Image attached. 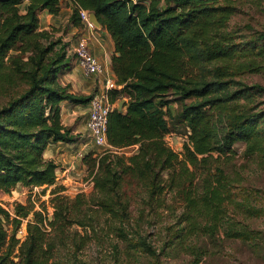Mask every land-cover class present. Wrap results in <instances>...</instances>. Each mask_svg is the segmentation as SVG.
Wrapping results in <instances>:
<instances>
[{
  "label": "trees",
  "instance_id": "1",
  "mask_svg": "<svg viewBox=\"0 0 264 264\" xmlns=\"http://www.w3.org/2000/svg\"><path fill=\"white\" fill-rule=\"evenodd\" d=\"M22 2L0 0L2 191L17 183H54L56 164L42 157L43 150L49 142L73 137L59 120L58 103L85 104L92 97L57 83L64 50L54 48L59 38L37 29L38 11L56 14L59 0ZM231 7L229 0H71L72 23L79 24L78 8L86 9L113 41L110 69L120 87L108 90L107 97L112 103L122 94L126 101L124 110L115 106L107 113L106 143H138L137 151L123 156L107 148L82 156L92 190L69 198L59 193L62 185H54L50 217L32 210L21 241L13 230L31 207L15 204L8 234L3 222L9 215L0 207V264H69L53 255L56 241L61 243L73 224L86 235L85 225L92 227L100 216L124 237L120 224L128 218L129 201L123 182L134 181L148 199L163 192L176 196L180 221L198 224L195 231L216 232L225 203L243 206L231 196L233 180L216 160L241 140L244 152L264 163V107L254 102L264 85L239 78L257 70L259 63L251 57L253 47H240L225 30ZM259 35L263 38L264 32ZM172 101L179 105L175 119L186 127L180 156L163 140L168 131L165 107ZM134 231L136 243L152 255L145 237ZM226 234L248 237V231L236 228Z\"/></svg>",
  "mask_w": 264,
  "mask_h": 264
},
{
  "label": "rangeland",
  "instance_id": "2",
  "mask_svg": "<svg viewBox=\"0 0 264 264\" xmlns=\"http://www.w3.org/2000/svg\"><path fill=\"white\" fill-rule=\"evenodd\" d=\"M22 3H25V0ZM229 3L232 12L225 21L224 28L233 35L235 42H239L240 47L247 49L253 47L251 57L259 63L257 70L245 72L239 78L245 84L264 85V37H259V33L264 32V0H229ZM56 29L59 28L51 26L45 30L50 32L52 39L59 38L60 43L54 48L61 46L64 50L65 64L58 70L56 81L61 86H67L69 90L75 85L66 81V78H69L68 73L73 75L77 70L78 73L79 71L85 73L82 69L74 68L69 53V43L76 38L75 34L66 39L61 33H57ZM247 41L248 43H245ZM120 99L123 100L120 110H124L123 103L126 97L122 94H117L112 107H115ZM66 102L70 106L71 102ZM254 102L258 108L264 107V92L258 95ZM63 104L62 101L58 103L59 120L61 124L70 128L73 137L70 141L65 140L68 145L61 151L59 149L56 154L61 157L60 153L66 151L69 159L68 162L67 159L58 160L57 164L54 162L57 165L54 183L41 186L17 183L7 191L0 190V207L9 215L3 222L7 234L13 228L11 217L14 215L15 204L31 207L25 216L20 217L18 225L13 230L14 238L18 239L16 229L32 218V210H40L43 216L50 217L52 211L50 190L54 185H62L63 189L59 193L69 198L78 194L86 195L92 190L91 176L81 160L86 153L91 152L95 155L111 148L112 154L128 156L137 151L138 143L120 147L93 144L88 139L82 118L75 117L76 122L80 124L77 132L64 123L70 109ZM178 109L179 105L173 101L165 107L168 131L164 134L163 140L180 156L182 144L186 139L184 135L186 127L175 119ZM260 127L264 128V123ZM231 150L225 155L218 156L216 162L227 177L233 180L231 196L243 206L225 203L220 226L216 232H203L199 231V228L195 231L198 224L191 227L180 221L178 217L180 200L176 196L163 192L148 199L146 192L144 193L134 181L127 184L123 182V189L129 201V211L127 220L123 221L120 227L126 235L124 237L117 235L116 229L111 227L112 224H108V220L100 216L98 223L92 224V227L85 225L86 235L82 226L71 225L61 243L55 239L53 255L68 259L69 264H264V163H260L254 154L245 153L244 142L241 140L234 141ZM215 155L216 153H213V156ZM125 178L124 173L123 179ZM155 204L164 205L156 207ZM44 226L46 227L45 224ZM234 228L248 231V237H231L226 234L227 231L234 232ZM134 230H138L140 236L145 237L144 242L152 249V255L136 243L137 234ZM15 251L16 249L13 252Z\"/></svg>",
  "mask_w": 264,
  "mask_h": 264
},
{
  "label": "crops",
  "instance_id": "3",
  "mask_svg": "<svg viewBox=\"0 0 264 264\" xmlns=\"http://www.w3.org/2000/svg\"><path fill=\"white\" fill-rule=\"evenodd\" d=\"M70 13H71V0H59V7L56 14L48 13L44 9L38 11L37 28L47 29V27H51V26L59 28L56 29L57 33H61V35H63L62 37L66 39H69L70 36L72 37L73 34H75L74 37L79 35H86V37L88 38V46L90 52L98 59V61L103 65L105 70L109 72V74L112 77H114V74L110 69V57L113 54V41L109 33L99 23L97 24L92 23L91 26L86 25L80 20H79V24L72 23L69 19ZM62 28H64L63 33H62ZM71 44L72 42L69 43V46ZM71 57L73 59L72 63L74 65V68L81 69L76 63L72 54ZM76 73L78 74L77 76ZM76 73H74L73 75L68 73L69 78H66L67 82L70 81L72 85H75L69 88L70 91L74 93L93 94L101 89V82H99V80L96 79L94 76L86 75L83 74L82 72L80 73V71L78 73V70ZM62 102L64 103L63 106H66L70 109V113L68 114L64 123L66 125L71 126V128L75 132H77L78 128L80 127V124L76 122L75 117L79 116V118L83 119L82 123L84 128L86 129L85 121L87 117V103L85 104L70 103V106H68L65 100H62ZM67 145L68 143L65 141L49 142L45 147V149L43 150L44 152L42 155L45 159H52L53 162H55L56 164L58 160L64 161L67 159L66 161L68 162L69 158H67L68 156L66 151L60 153L62 154L61 157L56 155L59 149H60L59 151H61L62 148L65 149ZM56 168L57 165L55 169Z\"/></svg>",
  "mask_w": 264,
  "mask_h": 264
},
{
  "label": "built area",
  "instance_id": "4",
  "mask_svg": "<svg viewBox=\"0 0 264 264\" xmlns=\"http://www.w3.org/2000/svg\"><path fill=\"white\" fill-rule=\"evenodd\" d=\"M77 11L79 20L91 26L92 23L88 19V11L83 8H78ZM69 49L82 71L86 75H92L101 81V89L93 93L87 102L85 126L88 138L93 144L109 147L105 139V124L107 113L111 109L112 103L108 101L107 91L113 88H119L120 84H116L115 77H112L90 52L86 35L76 36ZM15 232L17 233L18 240L21 241L26 233L25 223H22L21 227L19 226Z\"/></svg>",
  "mask_w": 264,
  "mask_h": 264
},
{
  "label": "water",
  "instance_id": "5",
  "mask_svg": "<svg viewBox=\"0 0 264 264\" xmlns=\"http://www.w3.org/2000/svg\"><path fill=\"white\" fill-rule=\"evenodd\" d=\"M91 17V18H90ZM90 18V19H89ZM88 19H89V21L91 22V23H94V24H97L98 22H97V20H96V18H95V16H94V14L92 13V12H90V11H88ZM120 87V86H119ZM122 99H120V100H118L117 101V103H116V109L117 110H120V108H121V106H122Z\"/></svg>",
  "mask_w": 264,
  "mask_h": 264
}]
</instances>
